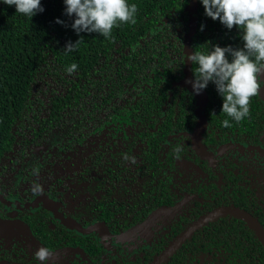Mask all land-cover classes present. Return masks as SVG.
<instances>
[{
  "label": "trees",
  "instance_id": "1",
  "mask_svg": "<svg viewBox=\"0 0 264 264\" xmlns=\"http://www.w3.org/2000/svg\"><path fill=\"white\" fill-rule=\"evenodd\" d=\"M128 3L138 7L136 23L121 24L113 30L112 39H105L98 33L78 35L71 27L75 16L65 15L64 0H41L44 11L32 18L16 13L15 6L0 0V175L9 162L21 157L19 148L26 131L44 139L62 124L69 110L79 107L90 89L108 86L102 110L113 124H124V129H110L111 138L104 141L106 147L97 148L85 158L70 181L72 191L64 198H83L84 204L75 207L79 222L88 225L101 221L115 233L124 232L158 207L176 206L178 195L174 189L178 183L173 180L183 175L177 161H189L202 168L201 182L186 189L188 194L196 193L195 205L186 208L173 224L178 227L171 228L172 237L167 236L164 244L139 263L146 264L189 224L222 204L215 201L219 184L216 174L191 147L189 134L198 121V97L188 88L186 79L188 76L194 81L197 66L187 61V55L208 51L213 45L240 48L243 41L239 29L228 30L219 20L208 18L199 0ZM175 14L184 25L182 35L175 38L160 34L158 29ZM57 19L63 24L56 23ZM81 38L77 49L65 55V46ZM72 63L78 69L70 75L66 68ZM49 67L71 78L64 81V94L50 99L47 116L39 119L34 88ZM202 93L207 97L203 109L207 127L202 135L207 151L213 153L228 139L257 142L264 128V104L258 96L251 98L250 115L237 123L222 113L223 99L213 83ZM224 119L232 127L224 128ZM178 146L182 150L177 156ZM244 204L242 208L264 227L262 209L256 211L250 200L245 199ZM48 216V211L40 208L27 215L25 221L34 225L45 219L42 224L50 233L60 229L74 235L77 245L99 247L96 243L85 244L93 242L92 235L84 237L67 230ZM47 220L57 227L48 229ZM240 232L249 237L228 236ZM162 264H264V246L242 222L220 217L199 229Z\"/></svg>",
  "mask_w": 264,
  "mask_h": 264
},
{
  "label": "flooded vegetation",
  "instance_id": "2",
  "mask_svg": "<svg viewBox=\"0 0 264 264\" xmlns=\"http://www.w3.org/2000/svg\"><path fill=\"white\" fill-rule=\"evenodd\" d=\"M261 82L262 88L258 97L264 104V76L261 77ZM204 107L205 104L200 108L199 112L197 108L195 109L197 120L199 121L198 117H200V122H204V129L200 136V143L205 148L204 155L193 148L194 142L191 139L193 130L189 134V138L191 147L196 152V156H199V159L204 161L218 178L219 184L217 186L215 201L222 203L219 208L228 207L248 215L264 233V227L242 208V206L246 205L244 204L246 199L251 201V205L255 206L256 211L260 207L264 212V128L261 136L255 143L237 142L228 139L219 143L213 153L209 152L202 144V135L207 127V120L203 113ZM109 138H111L110 135L103 138L85 158L93 151H96L97 148L100 147L102 149L106 147L104 141ZM82 161L80 166L82 165ZM176 165L183 172L182 176H174L173 180L174 183H178V188L174 189L178 195L176 206L172 208L167 206L158 207L148 218L142 219L137 224L129 226L126 231L120 233L113 232L101 221L91 222L88 225L79 222L81 220L76 217L75 207H78L77 205L79 204H84V201H81L83 198H79V196L68 198L69 202L76 203L70 207V210L66 211V205L63 199L66 196L65 193L68 194L72 191L68 190L66 186H59L58 189L56 187H50L41 192V194L33 195H29L28 193H10L3 188L1 182L3 171L0 175V264H41L34 257L36 250L41 247L47 248L52 252V256L47 261V264H139L141 261H145V255L147 253H150L156 247L162 245V243L164 244L167 236L172 237L173 231L171 228L178 227L173 224L180 220V216L186 208L194 206L197 201L195 198L196 193L188 194L186 189H192L197 183L201 182L203 179L202 168L185 160L177 161ZM78 172L79 170L73 173L68 181V185H70V181L74 179ZM58 183L60 184V182ZM48 206L55 207L57 209L56 211L62 214L63 218H68L71 222H76L84 229L95 227L92 232L84 234V237H90L92 235L93 242H84L90 245L96 243L99 247L77 245L76 241H73L75 238L74 235L63 233L60 229H57L56 233H50V231L46 230L45 225L42 224L45 219L35 222L34 225H30L25 221L27 215L43 208L48 211V217H51L54 222L59 223V225L67 230L81 234L77 230L65 227L55 218L53 211L47 208ZM201 217L189 224L146 264L151 263ZM220 217H233L253 231L245 221L238 217L224 215L215 219ZM145 221H147V224L140 227ZM46 223H49L48 229L50 230L57 227L50 220H47ZM169 233L170 235H167ZM228 236L243 238L249 237V234L240 232L237 234H228ZM78 242L81 243V240ZM183 244L174 252L180 249Z\"/></svg>",
  "mask_w": 264,
  "mask_h": 264
},
{
  "label": "clouds",
  "instance_id": "3",
  "mask_svg": "<svg viewBox=\"0 0 264 264\" xmlns=\"http://www.w3.org/2000/svg\"><path fill=\"white\" fill-rule=\"evenodd\" d=\"M9 7L15 6L16 13L32 18L42 13L41 0H2ZM205 15L213 21L219 20L228 30H240L243 46L240 48L213 45L208 51H194L187 55V61L196 65L193 71V92L199 95L213 83L223 99L222 113L239 123L250 115L251 98L260 95L261 77L264 76V0H199ZM65 15L75 16L72 29L80 33H98L105 39H112L113 30L121 24H135L138 7L128 0H64ZM56 23L63 24L57 19ZM203 30V25L201 26ZM82 38L65 46L67 55L77 49ZM230 58V59H229ZM72 63L66 68L68 74L77 71ZM224 128L232 127L228 119L222 121ZM182 149L178 146V156ZM125 159H129L125 156ZM132 162L135 159L132 158ZM35 194H41L40 185L32 187ZM52 252L44 247L34 253L41 264H47Z\"/></svg>",
  "mask_w": 264,
  "mask_h": 264
},
{
  "label": "rangeland",
  "instance_id": "4",
  "mask_svg": "<svg viewBox=\"0 0 264 264\" xmlns=\"http://www.w3.org/2000/svg\"><path fill=\"white\" fill-rule=\"evenodd\" d=\"M184 29L175 14L158 32L176 38L179 34L182 35ZM70 78L51 67L47 74L41 77L34 88L35 110L38 111L39 119L47 116L50 99L64 94L67 87L64 81ZM107 92L108 86L105 85L90 89L79 107L69 110L63 116L62 124L55 126L44 140L34 138L31 132L26 131L19 148L21 157L18 156L9 163L2 174L3 188L10 193L29 195L35 194L32 187L36 184L40 185L41 192L50 187L58 189L59 186L72 190L68 181L73 173L79 170L86 155L109 135L110 129H124V124H113L107 113L102 110V99L107 97ZM63 200L66 211L76 203L69 202L67 197Z\"/></svg>",
  "mask_w": 264,
  "mask_h": 264
},
{
  "label": "water",
  "instance_id": "5",
  "mask_svg": "<svg viewBox=\"0 0 264 264\" xmlns=\"http://www.w3.org/2000/svg\"><path fill=\"white\" fill-rule=\"evenodd\" d=\"M189 65V63H188ZM187 71V68H186ZM189 77L187 76L186 83L188 88L193 91L192 84L189 83ZM196 95V94H195ZM198 97V101L196 103L197 111L199 112L200 108L205 104L206 102V94L200 93L199 95H196ZM197 126L193 129V132L191 134V139L193 140V148L200 151L203 155L205 153V148L200 143V136L204 129V122H200V117ZM49 210L53 211L54 216L56 219H58L65 227L77 230L81 234H87L94 230L95 227H91L88 229L82 228L79 224L76 222H71L68 218H63L62 214L58 213L55 207H47ZM224 215H231L240 218L241 220L245 221L255 232V234L259 237L261 242L264 245V233L261 230V228L250 218L248 215L230 209L228 207L219 208L216 210H213L212 212L206 214L205 216H202L199 220H197L194 224H192L187 230H185L177 239H175L158 257H156L151 263L149 264H161L163 263L170 255L173 254V252L181 245L183 244L190 236L193 235V233L198 230L200 227H202L204 224L214 220L215 218L219 216ZM1 223V222H0ZM147 224V221H145L140 227Z\"/></svg>",
  "mask_w": 264,
  "mask_h": 264
}]
</instances>
